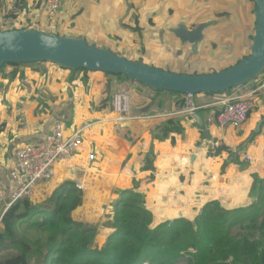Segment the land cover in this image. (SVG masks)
<instances>
[{"label":"crops","instance_id":"1","mask_svg":"<svg viewBox=\"0 0 264 264\" xmlns=\"http://www.w3.org/2000/svg\"><path fill=\"white\" fill-rule=\"evenodd\" d=\"M82 1L79 9L73 6L79 0H66L54 18L38 6L40 1L24 5L35 14L34 30L83 38L175 73L188 68L201 75L221 72L251 53L254 0ZM12 12L11 0H0V24L22 11ZM207 22L214 25L206 30L197 54L173 35L180 25L193 29ZM263 83L264 74L230 93L188 100L102 72L72 71L48 62L7 65L0 71V174L5 192L13 186L9 166L16 150L42 139L55 116V121L66 120L67 134L86 127L85 140L76 159L57 164L54 179L41 184L37 194L48 201L61 184H81L82 210L72 216L97 227L99 251L115 231L114 204L124 190L142 196L156 226L178 218L193 220L213 201L231 209L248 206L254 200L253 176L264 179V91H258ZM118 90L130 101L122 120L109 111L108 100ZM253 92L256 105L241 128L209 123L223 99ZM191 107L195 111L190 114L186 109ZM33 114L37 121L31 125L27 119ZM102 216L105 224L98 228Z\"/></svg>","mask_w":264,"mask_h":264},{"label":"trees","instance_id":"2","mask_svg":"<svg viewBox=\"0 0 264 264\" xmlns=\"http://www.w3.org/2000/svg\"><path fill=\"white\" fill-rule=\"evenodd\" d=\"M24 4L20 14H13L8 23L0 24L2 31L32 29L33 20L23 18L29 13ZM125 58L134 61L129 56ZM197 71L188 68L181 74L201 75ZM113 98L111 95L108 100L111 105ZM253 178L254 200L250 205L231 209L213 201L193 220L178 218L157 226L153 225L154 216L142 196L124 190L114 204L116 230L102 251L93 249L97 227L72 216L83 199L82 190L72 181L65 182L48 202L33 204L22 200L6 211L5 206L0 223V264L5 253L12 250L22 253L17 264H29L36 255H43L41 264H264V179L258 175ZM23 226L38 232L31 245L18 238Z\"/></svg>","mask_w":264,"mask_h":264},{"label":"water","instance_id":"3","mask_svg":"<svg viewBox=\"0 0 264 264\" xmlns=\"http://www.w3.org/2000/svg\"><path fill=\"white\" fill-rule=\"evenodd\" d=\"M256 30L251 53L235 66L221 72L188 75L159 69L144 62L130 61L108 48L89 44L83 38L61 37L38 30L0 29V71L6 65L53 63L79 71L102 72L112 76H125L158 92L181 95L225 93L248 84L264 72V0H254ZM214 25L207 22L188 29L180 25L173 35L191 46L197 54L205 32ZM200 126L207 130L200 121ZM207 132V131H206Z\"/></svg>","mask_w":264,"mask_h":264},{"label":"built area","instance_id":"4","mask_svg":"<svg viewBox=\"0 0 264 264\" xmlns=\"http://www.w3.org/2000/svg\"><path fill=\"white\" fill-rule=\"evenodd\" d=\"M29 0H11L13 12L17 13L21 9L23 2ZM45 7L49 17L54 18L59 13L61 6L66 0H36ZM6 22V20H4ZM258 91H264V83ZM188 100L193 96H185ZM220 111L212 116L209 122H217L221 127L241 128L246 124L248 115L256 105L254 92L247 96H228L220 103ZM115 112L120 114L119 120H122L123 114L128 109L122 103L115 104ZM195 108L191 107L186 112L193 113ZM25 121V120H24ZM83 144V129L76 130L71 135H66L62 121L53 124L52 129L42 138L27 144H22L16 150L15 158L9 166V177L12 181L9 193L5 192L2 176L0 174V200L6 196L9 203L6 209H9L15 203L22 200H32L37 197V190L41 184L52 181L56 174V166L60 162L73 161ZM218 144H216V147ZM248 161L251 157L246 158ZM89 160H94V155H89ZM82 189L80 184L77 185ZM1 223V221H0Z\"/></svg>","mask_w":264,"mask_h":264},{"label":"rangeland","instance_id":"5","mask_svg":"<svg viewBox=\"0 0 264 264\" xmlns=\"http://www.w3.org/2000/svg\"><path fill=\"white\" fill-rule=\"evenodd\" d=\"M73 1V0H72ZM97 1V0H96ZM85 2L84 1H82V0H79V4H74L73 6H78L77 8H79L80 9V7H81V4H84ZM27 10H28V8H27ZM30 13V12H29ZM30 15V16H29ZM29 15H26V16H28V17H30L33 21H36V20H34V13H30ZM32 15V16H31ZM27 18V17H26ZM30 28H32L33 30L36 28V26L35 25H33V26H31ZM31 29V30H32ZM87 42L89 43V44H92V42H90V41H88L87 40ZM177 55H180V51L177 53ZM128 55H126V56H123V57H127ZM137 62V61H136ZM139 62H141V61H139ZM117 77V76H116ZM198 96V95H197ZM117 103H122L123 104V106L125 107V108H127L128 110H129V104H130V101H129V96H128V94L125 92V91H122V90H118L117 91V94L114 96V98H113V103H112V111H115V109H114V107H115V104H117ZM110 104H111V102H110ZM187 110V109H186ZM111 111V112H112ZM127 113V112H126ZM125 113V114H126ZM188 113H190V112H188ZM191 114V113H190ZM124 115V114H123ZM29 117V116H28ZM27 117V118H28ZM211 117H209V119H210ZM24 119V118H23ZM42 119V118H41ZM123 119V118H122ZM28 121H29V123L32 125L33 123H35V121H37V119H36V115L35 114H33L29 119H27ZM27 120H25L24 122H26V123H28V121ZM43 120V119H42ZM62 121V124L64 125V131H65V133H66V130H67V122H66V120H61V119H57L56 121H55V116H53V118L52 119H50L48 122H49V124H50V126L52 125L53 126V124L55 123V122H57V121ZM40 121V120H39ZM43 121H45V120H43ZM47 121V120H46ZM55 121V122H54ZM68 121V120H67ZM28 123V124H29ZM209 123H211V122H209ZM2 128V127H1ZM0 128V129H1ZM52 129V128H51ZM50 129V130H51ZM79 129H83V144H84V131H85V129H86V127H82V128H77V129H75L72 133H74L76 130H79ZM71 133V134H72ZM71 134H67L66 133V135H71ZM33 140H31L30 142H32ZM37 141V140H36ZM29 142V143H30ZM83 144H82V146H83ZM81 146V147H82ZM78 154V153H77ZM93 154V153H92ZM91 154V155H92ZM89 155H90V153H89ZM89 155H88V158H89ZM94 155V154H93ZM91 161V160H90ZM46 184V183H45ZM78 185V184H77ZM81 185V184H80ZM58 188V187H57ZM7 194H10L9 192L7 193ZM43 200V198H39V196H38V194H37V197L35 198H33L32 200L30 199V200H28L29 202H31V203H33V204H40V203H43V202H48V201H46V200H44V201H42ZM83 200H84V195H83V199H82V203H83ZM7 203H9V199H8V197L6 196L3 200H0V221H2V218H3V215H4V209H5V206H6V204ZM82 204L80 203V207H78L74 212H76V213H79L81 210H82V206H81ZM103 218H104V216H102L101 217V219L99 220V223H98V228H100V227H103V224H105V222H103ZM87 224H89V223H87ZM91 225H94V224H91ZM154 225V224H153ZM156 226V225H155ZM115 230H116V228H115ZM98 232V231H97ZM115 232V231H114ZM37 234H38V232H35V231H31V230H29V229H27L26 230V226H23V227H21L20 228V230H19V232H18V238H20V239H23V240H25L26 242H28L30 245L31 244H33V242L36 240V236H37ZM99 233H97V235H98ZM96 238H97V236H96ZM96 241V240H95ZM93 249H98V247H96V245H95V242H94V244H93ZM21 251H18V250H12V251H10V252H6L5 253V255L3 256V264H17V263H19L21 260H22V258H23V256L21 257ZM20 255V256H19ZM21 257V258H18V259H14V260H10L11 259V257ZM43 255H36V256H34V257H32L30 260H29V264H41V262H42V260H43ZM183 264H187V263H183Z\"/></svg>","mask_w":264,"mask_h":264},{"label":"bare ground","instance_id":"6","mask_svg":"<svg viewBox=\"0 0 264 264\" xmlns=\"http://www.w3.org/2000/svg\"><path fill=\"white\" fill-rule=\"evenodd\" d=\"M197 95H200V94H197ZM197 95H189V96H193V97H194V96H197ZM187 96H188V95H187Z\"/></svg>","mask_w":264,"mask_h":264}]
</instances>
